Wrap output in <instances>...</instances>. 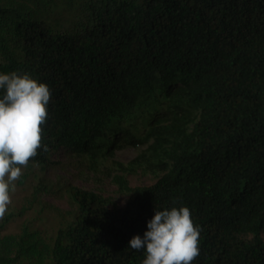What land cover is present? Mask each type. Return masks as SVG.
Instances as JSON below:
<instances>
[{
	"label": "trees",
	"instance_id": "obj_1",
	"mask_svg": "<svg viewBox=\"0 0 264 264\" xmlns=\"http://www.w3.org/2000/svg\"><path fill=\"white\" fill-rule=\"evenodd\" d=\"M13 71L49 86L48 151L15 182L0 264H142L129 241L182 206L192 264H264V0H0Z\"/></svg>",
	"mask_w": 264,
	"mask_h": 264
},
{
	"label": "clouds",
	"instance_id": "obj_2",
	"mask_svg": "<svg viewBox=\"0 0 264 264\" xmlns=\"http://www.w3.org/2000/svg\"><path fill=\"white\" fill-rule=\"evenodd\" d=\"M0 91L4 93L0 98V219H3L12 203L11 193L15 191V182L23 174L22 169L38 155L41 148L48 151V146L43 144V132L49 116L51 91L46 83L16 71L0 73ZM107 131L111 134L110 127ZM120 146L115 151L114 159L117 161L127 163L138 155V149L126 142ZM108 152L112 156L111 150ZM52 156L64 162L69 160L67 148H60ZM139 176L132 177L133 186L156 182L146 175L150 177V182L133 184V179ZM147 228L143 238L136 235L129 241V248L144 250L146 258L142 264H192L200 255L201 229L192 220L188 207L156 209Z\"/></svg>",
	"mask_w": 264,
	"mask_h": 264
},
{
	"label": "rangeland",
	"instance_id": "obj_3",
	"mask_svg": "<svg viewBox=\"0 0 264 264\" xmlns=\"http://www.w3.org/2000/svg\"><path fill=\"white\" fill-rule=\"evenodd\" d=\"M151 179L148 176H139L133 179V184H140V183H148L150 182ZM46 202L49 205H54L55 207H59L61 208L62 211H68L70 209V205L68 204L67 200L65 198H58L56 196H47L45 197ZM124 199L121 200V204H123ZM47 211V213L50 211L48 210V208L45 209ZM21 220V218L18 220ZM14 224V226H9L6 230H4V232H13L16 231L17 228V224Z\"/></svg>",
	"mask_w": 264,
	"mask_h": 264
}]
</instances>
